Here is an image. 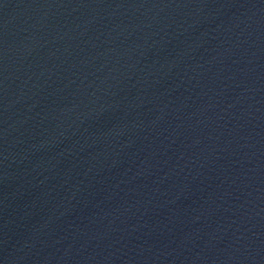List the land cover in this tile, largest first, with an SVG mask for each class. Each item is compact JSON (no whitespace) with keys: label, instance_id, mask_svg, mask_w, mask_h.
Returning <instances> with one entry per match:
<instances>
[{"label":"water","instance_id":"95a60500","mask_svg":"<svg viewBox=\"0 0 264 264\" xmlns=\"http://www.w3.org/2000/svg\"><path fill=\"white\" fill-rule=\"evenodd\" d=\"M0 264H264V0H0Z\"/></svg>","mask_w":264,"mask_h":264}]
</instances>
